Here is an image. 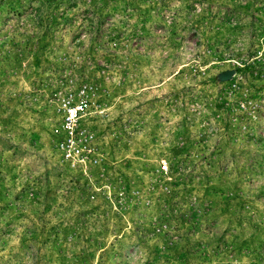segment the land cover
<instances>
[{
    "label": "rangeland",
    "instance_id": "1",
    "mask_svg": "<svg viewBox=\"0 0 264 264\" xmlns=\"http://www.w3.org/2000/svg\"><path fill=\"white\" fill-rule=\"evenodd\" d=\"M0 264H264V0H0Z\"/></svg>",
    "mask_w": 264,
    "mask_h": 264
},
{
    "label": "built area",
    "instance_id": "2",
    "mask_svg": "<svg viewBox=\"0 0 264 264\" xmlns=\"http://www.w3.org/2000/svg\"><path fill=\"white\" fill-rule=\"evenodd\" d=\"M66 123H67V125H65V126H66V132H67V134L69 135L68 138H70V137H72V136H70V135L73 134V128H72V125H71V122H70V118H69V117H67V121H66ZM61 145H62V148H63V149L67 150V147H68L67 145H68V144H66L65 141H63V142L61 143ZM73 149H74V147L71 148V151H73ZM75 149L78 150V148H76V147H75ZM69 155H70V152L67 151V152H66V156H69Z\"/></svg>",
    "mask_w": 264,
    "mask_h": 264
},
{
    "label": "water",
    "instance_id": "3",
    "mask_svg": "<svg viewBox=\"0 0 264 264\" xmlns=\"http://www.w3.org/2000/svg\"><path fill=\"white\" fill-rule=\"evenodd\" d=\"M232 74H233V71L232 70L231 71H225V72L222 73L221 77L223 79H228V78L231 77Z\"/></svg>",
    "mask_w": 264,
    "mask_h": 264
}]
</instances>
